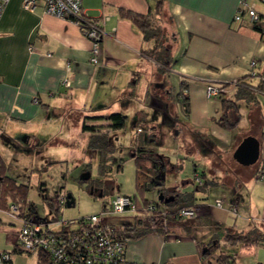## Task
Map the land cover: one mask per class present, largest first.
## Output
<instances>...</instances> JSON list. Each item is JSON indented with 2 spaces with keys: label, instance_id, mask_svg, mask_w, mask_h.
I'll return each mask as SVG.
<instances>
[{
  "label": "crops",
  "instance_id": "obj_1",
  "mask_svg": "<svg viewBox=\"0 0 264 264\" xmlns=\"http://www.w3.org/2000/svg\"><path fill=\"white\" fill-rule=\"evenodd\" d=\"M239 1L164 0L165 14L171 17L168 31L175 33V41L179 44L178 47H173V58H176V61L168 71L179 79L176 88L169 85V78L163 76L156 63L142 54V50L150 46V43L144 40L141 30L131 20L122 18L119 13V8L124 7L147 14L153 9L156 0H83V9L89 16H109L104 22L105 35L100 42L101 55L98 65L90 62L91 42L78 24L46 14L41 3L34 11H29L23 6L24 0H10L0 19V157L6 166L5 174L17 184L25 185L27 193L30 181L26 180L33 174L41 176L43 169L45 171V168L47 170L53 164L65 162L64 158L69 157L59 149H68L71 159L75 154H83L77 150V138L86 133L91 135L82 131L86 116L107 117L112 113L121 112L133 118L136 124L132 127L136 128V132H141V119L150 116L152 112L150 103L147 102L150 93L158 94L161 90V94L167 92V97H172L184 114L190 116L189 123L192 124L186 127L196 131V127L202 126L203 130L209 131L215 139L217 138L215 143L206 145L207 149L198 148L196 151L199 155L203 156V150H207V154L215 156L218 139L227 145L235 144L236 150L243 139L238 138L234 142L232 133L235 130L226 127L222 120L221 97H208L206 89L209 84L222 86L224 96L236 102V109L240 114L236 126L244 119V109L255 117L258 114V117L264 115L258 93L254 91L252 99L243 98L240 96V87L236 84L244 77L248 78L246 80L249 84H260L259 78L257 81L254 79L256 77L249 75L253 60L258 62L255 70L264 74V39L247 17L235 20ZM163 78L167 84L161 82ZM66 81H69L70 85H66ZM180 91H184L189 100L187 113L181 103ZM144 96L145 99H142ZM208 98L214 100V104L209 105ZM199 103L203 107L198 113H194L193 106ZM257 107L260 109L256 110ZM93 124L106 126L107 122L98 120ZM114 132L118 134L114 142L115 150L118 151L119 133L109 131V137ZM90 135L88 151L92 149L94 156H100V163L105 158L110 160L109 170L113 172L114 157H105L102 150L92 148ZM255 137L261 142L258 159L260 166L256 172H251L250 177L246 178L233 169L215 175L202 159H194L195 162H202L200 165L204 169L202 173L207 186L204 191H197L200 194L194 193V200H191L193 202L175 203L177 198L170 202L160 200V196L166 197L163 189L167 188L162 175L158 176L161 186L145 190L154 193L153 199L147 198L138 189L136 178L137 191L133 193L115 192L113 186L109 187L110 182L105 180V187L107 192H111V197L118 193L136 195L137 200L142 202L161 201V205L167 210L176 208L173 207L176 204L196 210V214L191 218L195 225L189 232L181 226L175 228L171 225L170 229L151 231L140 238L130 239L126 251L127 262L220 264L217 258L219 253L224 251L235 258L236 264H263L260 256L264 242L249 246L235 243L230 247V243L225 240L228 230L247 232L256 227L264 234V181L260 179L264 174V129L258 135L256 133ZM135 140L130 142L131 146L135 145ZM142 146L144 150L150 149L144 141L140 147ZM137 153L132 150L131 157L135 164ZM76 162L82 168L80 180H91L92 172L86 167L84 159H78ZM122 168L123 164L117 165L118 171ZM175 168L180 170L181 166H173V169ZM196 170L198 169L195 166ZM37 172H40L39 175ZM64 176L66 174H63ZM41 182L39 181V184ZM220 184L224 188L218 190L221 191V196L216 198L223 197V206L225 202L227 206H216L220 209L226 208V212L215 209L204 194L210 187ZM0 186L1 195L2 180ZM95 186L97 189L94 192L105 196L103 187L97 184ZM176 189L179 200L187 199L184 196L182 198V194L191 192L178 187ZM41 190L44 188L41 187ZM60 193L62 190L56 194ZM45 199L48 197L45 196ZM11 202L12 198L0 199V257L4 252H14L15 232L21 224L20 219L10 213ZM106 205L104 210H107ZM219 215L225 216V219ZM205 218L208 219V224L215 225L218 230L215 233L202 234L199 239L193 231L206 220ZM226 220L231 223H225ZM207 246L211 247L212 253L209 258H204L202 253ZM220 246V252L216 253L215 250ZM243 256L247 257V260L242 259ZM38 257V252L13 253L11 261L0 259V264H40Z\"/></svg>",
  "mask_w": 264,
  "mask_h": 264
},
{
  "label": "rangeland",
  "instance_id": "obj_2",
  "mask_svg": "<svg viewBox=\"0 0 264 264\" xmlns=\"http://www.w3.org/2000/svg\"><path fill=\"white\" fill-rule=\"evenodd\" d=\"M161 20L164 24L168 23V19L166 16H162ZM176 39L177 38L172 39V37L168 38V41L172 46V57L174 53L173 47L179 46L178 42L175 41ZM175 61L176 58L175 60H173V64L175 63ZM163 76L169 78L168 83L170 86H175L176 88H178L176 85H178L179 81L177 82V80L179 79L175 75H173V73L167 71L163 73ZM258 78L259 77H256L254 79H257V81H259ZM161 82H165V84H167V81L166 79L164 80V78L161 80ZM170 86H168V89H170ZM161 92L162 90L159 91L158 94L150 93V97L147 102L150 103L149 106L152 108V112L150 116H146L145 118L141 119V132H136V128L132 127V125L136 124V122L135 120H133V118L129 117L125 129L116 130L120 136L118 141L119 148L118 151L115 150L114 152L108 154L109 156L114 157L113 172L108 170L105 174H100V156H94V153L91 152L92 149L88 151L90 134L88 135L86 133L84 136L77 138V141L80 143V145L79 143L77 145V150L81 151L83 154H75L71 159V154L68 149H59L61 152L67 153L66 157L69 156L68 158H64L65 162L53 164L51 168L49 167V169L47 170L45 168V171L43 169L41 173H36L38 175L39 173L42 174L41 176L38 177L37 175L33 174L29 180H26L30 181L26 198L29 203L35 204L37 211V213L35 214L41 217H46L49 220L53 219V217L55 216V209H51L49 207L47 201L49 199L54 203L56 209H59V214H57L58 219L71 220L87 215L98 214L102 223H111L120 228L123 226V224L138 222L140 218H145L142 216L143 214L141 212H126L123 214L104 212L108 211L104 210V207L111 199V192H107L108 189L105 187V180L110 182L108 183L106 181L109 187L110 185L114 187L115 192L120 191L121 193H133L134 191H137L135 187L136 164L131 155L132 150H136V152H138L137 150L141 146L142 141H144L146 145L150 147V149H147L146 151H155V153L160 157V163L163 169L161 172L162 174H159V176L162 175V179L164 180L163 183L167 187L166 189H163L166 198L171 196H173L175 199L178 198V191L176 189L177 187L178 189H185L187 191L196 190L198 184H196L194 180L195 166L198 171H204L202 165H200L202 164L201 161H203L206 166H209L211 168L210 171L212 173L214 172L215 175H217L219 172H225L226 170L233 169L236 170L237 173L239 172L241 175L247 178L250 177L251 172H256L257 168L260 166L259 161L256 164L250 166H245L238 163L233 157L235 144L227 145L219 139L218 143L216 144L217 150L215 156L207 154V150H203V156L202 154L199 155V153L196 151L198 148L207 149L206 145L215 143L217 138L215 139V137H213L209 131L203 130L202 126L196 127L198 129L196 131L186 127L190 124V116L184 114L178 102H176L172 97H167V92L164 95L161 94ZM145 97L146 96H144L142 99H145ZM216 97L217 96H213V98ZM258 97L261 106H263L264 108V94L258 92ZM211 104H214V100L209 99V105ZM202 107L203 106L201 103L195 104L193 106V112L198 113ZM259 109L260 108L257 107L256 110ZM242 115L244 119L241 120L238 126L232 128L235 130L234 133H232L233 138H235L234 142H236L238 138L244 139L246 137L245 135L249 136L250 134L255 136L256 133L258 135V133L262 129H264V115L262 117H258V114L255 117L253 113H250L245 109L244 111L242 110ZM117 135L115 134V132L112 133L109 137L110 140L115 142ZM133 139H136V143L134 146H131L130 142H132ZM182 151H184V153H187L184 154ZM61 156L63 157V155ZM67 159L68 162L66 163ZM78 159H84L85 163L87 164L86 167L89 168L88 170L92 172V179L88 182L80 180V175H82V168L78 166L79 163L76 162ZM194 159H197V161H199L198 159L202 160L199 163L195 162ZM24 163L27 164L26 162ZM107 163L109 165L110 160H107ZM120 163L123 164V168L118 171L117 165H119ZM177 165L181 166L180 170H176V168L173 169V166ZM63 174H66V176L63 177ZM39 181L42 182L39 184ZM94 183H98L97 185L103 187L102 190L106 191L103 192L105 196H99L98 192H94L97 189ZM27 184L28 183H26V185ZM41 187L44 188V190H41ZM223 188L224 186L221 184L219 186L215 185L213 187H210L204 194L205 197H208L207 200L209 199L215 209L223 210L224 212H226V208L220 209L216 206L215 200L217 196H221V191L218 190H222ZM59 190H62V193L66 195L69 192L72 193L76 200L75 205L71 207H68V205L57 207L56 197L58 196V194L56 193ZM140 191H142V193H144L147 198H155L154 193L151 191ZM138 193L141 192L138 191ZM196 193L200 194V192ZM241 193L242 195H244L243 192ZM45 196H47L48 199H45ZM219 198L224 199L223 197ZM176 200L179 201V199ZM175 203L177 202L175 201ZM179 205L180 204H176L173 207L177 208L179 207ZM226 206L227 203L225 202V206L223 207ZM176 208L169 210L173 211ZM219 217L225 219V216L219 215ZM205 219V221L207 222L208 219ZM205 221L193 231L194 235L196 237H199V239L202 238V234H206L208 232L215 233L218 230L214 227L215 225H210ZM148 222L150 223V221ZM171 222L172 221H170L169 223ZM224 222L227 224L231 223V221L227 220ZM169 223L160 221L159 225L162 224L163 226H165L164 228L170 229L171 224ZM172 224H174L175 228L180 226L179 224L174 222ZM58 228L59 226H53V229L55 230H57ZM229 246L232 247L233 245L230 244ZM221 247L222 246H220V248H217L215 252L219 253ZM207 249L211 250V247L207 246ZM260 257L262 259L260 260L261 263L264 264V248L263 253ZM242 259L247 260V257L243 256Z\"/></svg>",
  "mask_w": 264,
  "mask_h": 264
},
{
  "label": "built area",
  "instance_id": "obj_3",
  "mask_svg": "<svg viewBox=\"0 0 264 264\" xmlns=\"http://www.w3.org/2000/svg\"><path fill=\"white\" fill-rule=\"evenodd\" d=\"M10 0H0V19ZM41 3L46 14L67 19L78 24L85 37L91 42L90 62L94 65L100 63L101 47L105 30L104 22L109 16L95 18L89 16L83 9V0H24L26 10L34 11ZM247 17L252 24L261 26L264 32V0H240L234 16L235 20ZM257 60L251 63V77H259L263 86L244 84L255 92L264 94V74L258 73L255 68ZM240 84L239 81L236 82ZM66 85H70L66 81ZM223 91L219 85L209 84L206 92L208 97L218 96ZM264 181V174L260 176ZM196 184L201 185L202 179L194 173ZM57 207L66 206L67 195L58 194ZM216 205L223 206V199H216ZM105 213L123 214L126 212H141L145 219L153 215L162 222L177 217H193L196 210L189 206H180L173 211L163 208L159 203L146 201L138 203L131 195L115 194L106 205ZM10 213L18 217L20 226L15 232L14 252L2 253V261H11L13 253L34 254L44 253L52 264H125L127 262V242L125 235L119 234L117 228L109 223H102L98 214L83 216L76 219H52L41 217L35 213L20 215L18 204L10 203ZM59 226L57 230L53 226Z\"/></svg>",
  "mask_w": 264,
  "mask_h": 264
},
{
  "label": "trees",
  "instance_id": "obj_4",
  "mask_svg": "<svg viewBox=\"0 0 264 264\" xmlns=\"http://www.w3.org/2000/svg\"><path fill=\"white\" fill-rule=\"evenodd\" d=\"M164 0H156V3L153 7V9L147 13L142 14L135 12L133 10L120 7L119 13L122 18L131 20L143 33L144 40L149 44L150 46L144 48L142 50V54L146 56L147 58L152 59L156 65L158 66L159 70L163 73L169 71L172 67L174 58L171 56V43L168 41L169 37H172V39H175V33L168 31V23L164 24L161 20L162 16H166L164 11ZM168 19V22L171 20L170 16H166ZM254 29L257 30L261 37L264 39V32L260 25L253 24ZM247 77L241 78L238 81L240 84L238 85L240 87V96L247 99H252L254 90H252L248 86H244V84H249L247 82ZM263 83L260 82L258 84V87H262ZM186 89V88H185ZM179 96L181 97V103L184 109L186 110V113L189 109V100L188 97H186L184 91L179 92ZM219 97H221L222 106H223V117L222 120L224 121V124L228 128L235 127L239 120H240V114L238 113V110L236 109L235 101L228 99L224 96V92L222 91L219 94ZM127 115L121 112L112 113L107 117L104 116H86L84 118L83 124H82V131L91 133L90 135V146L92 148H98L103 151V154H105V157L109 153L114 152L116 146L113 141L109 138V131H116L120 129H124L127 124ZM98 120H105L107 122V125H97L93 124L94 121ZM105 128L103 131L102 129ZM139 153L136 154V186L140 190H151L155 187H159L162 184L158 181L159 174H162V165L160 163V158L155 154L154 151H146L143 149V147H139L137 150ZM107 158L103 159L100 163V173L101 175L105 174L109 170V165L107 164ZM5 164L2 158L0 157V177H2V193L0 195V199L3 197L12 198L13 202L18 204L20 207V215L30 214V213H37L36 206L33 203H29L26 198V186L22 184H17V182L10 178L5 174ZM196 173L200 175V178L202 179V184L197 185V188L195 191L186 192L182 194L187 199L183 200L180 199L179 201H187V202H193L194 200V193L197 191H202L207 185L206 182H204V173L196 170ZM98 184V183H97ZM204 191V190H203ZM138 203H140L139 200H137L136 195H131ZM179 199V197L177 198ZM150 201V200H146ZM177 201V200H175ZM155 203H162L161 201H153ZM179 203V202H178ZM172 204V203H170ZM48 205L51 209H55V216L53 219H57V214H59V209L55 207L54 203L50 200H48ZM169 205V204H167ZM30 212V213H28ZM187 218V219H186ZM192 217H177L170 219L173 222L179 224L184 230L191 231L192 227H194L193 221H191ZM150 223L148 222V219L146 220H139L136 223H127L123 224L122 227L117 228L118 233L125 235L129 240L140 238L145 234L150 233L151 231H162L165 229L163 225H159L160 221L158 217L153 215L151 218ZM168 221V222H170ZM181 223V224H180ZM113 225V224H112ZM128 240V241H129ZM225 240L230 244L235 243H242L244 245H252V244H259L264 242V234L258 230V228H252L251 230L247 232H238V231H232L228 230L227 234L225 235ZM128 244V242H127ZM212 253V250L206 249L203 251L202 255L204 258H209V255ZM39 257L38 260L40 264H52L51 261L48 259V257L42 253L38 252ZM218 263L220 264H236L235 258L225 253L224 251H221L219 253V256L217 258ZM208 261L210 259H207ZM125 264H129L126 262Z\"/></svg>",
  "mask_w": 264,
  "mask_h": 264
},
{
  "label": "water",
  "instance_id": "obj_5",
  "mask_svg": "<svg viewBox=\"0 0 264 264\" xmlns=\"http://www.w3.org/2000/svg\"><path fill=\"white\" fill-rule=\"evenodd\" d=\"M260 153H261V142L260 140L253 136V135H249L246 136L242 142L237 146L236 150L234 151L233 157L234 159L245 166H250L255 164L259 157H260ZM2 180V177H0V181ZM0 190H1V186H0ZM99 196H103L102 193L99 194ZM68 197V202L67 205L68 207L74 206L76 203V200L73 196L72 193H68L67 194ZM174 199L173 196L171 197H164V196H160V200H164V202H170Z\"/></svg>",
  "mask_w": 264,
  "mask_h": 264
},
{
  "label": "bare ground",
  "instance_id": "obj_6",
  "mask_svg": "<svg viewBox=\"0 0 264 264\" xmlns=\"http://www.w3.org/2000/svg\"><path fill=\"white\" fill-rule=\"evenodd\" d=\"M238 21V20H237ZM182 217V216H181Z\"/></svg>",
  "mask_w": 264,
  "mask_h": 264
}]
</instances>
